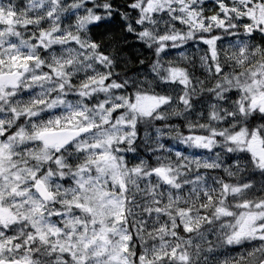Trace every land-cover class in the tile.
Here are the masks:
<instances>
[{
	"label": "clouds",
	"instance_id": "9594fccd",
	"mask_svg": "<svg viewBox=\"0 0 264 264\" xmlns=\"http://www.w3.org/2000/svg\"><path fill=\"white\" fill-rule=\"evenodd\" d=\"M0 264H264V0H0Z\"/></svg>",
	"mask_w": 264,
	"mask_h": 264
}]
</instances>
